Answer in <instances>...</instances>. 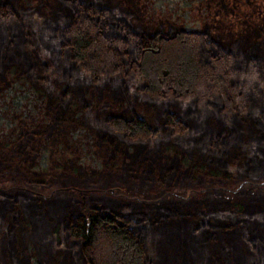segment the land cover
Here are the masks:
<instances>
[{
  "label": "trees",
  "instance_id": "16d2710c",
  "mask_svg": "<svg viewBox=\"0 0 264 264\" xmlns=\"http://www.w3.org/2000/svg\"><path fill=\"white\" fill-rule=\"evenodd\" d=\"M0 165V264H264V0H0Z\"/></svg>",
  "mask_w": 264,
  "mask_h": 264
},
{
  "label": "rangeland",
  "instance_id": "374dc122",
  "mask_svg": "<svg viewBox=\"0 0 264 264\" xmlns=\"http://www.w3.org/2000/svg\"><path fill=\"white\" fill-rule=\"evenodd\" d=\"M196 22V21H195ZM193 23V22H192ZM194 24V23H193ZM2 165V164H1ZM1 165H0V173L4 172V169H1ZM116 174H108V178L102 182L96 183V184H89L85 179L83 178H78L76 176H74L73 174L67 172V171H61V170H56L55 174H48L46 176V178L48 180L51 181H55V184L57 185H66V184H75L77 186H81V187H88L90 188L89 191H91V193L94 194H101L103 192H105V190H102L101 187L105 188L106 186L111 187L110 185L112 184H116L119 185V188L117 189L114 188V192L119 193V192H123L120 187H123L124 190H126L125 188L129 189L130 193L129 194H133V195H138L142 198H157V197H161L163 195L162 190H157L154 192H150L148 190V187L146 185L145 182H143L142 180H139L138 182L132 181L127 179L125 176L121 175L118 176L119 180L115 178ZM120 183V184H119ZM122 188V189H123ZM113 189V187H112ZM52 190H50L49 188L45 190L46 194H51ZM187 192V189H183L181 191L182 194H185Z\"/></svg>",
  "mask_w": 264,
  "mask_h": 264
},
{
  "label": "water",
  "instance_id": "95a60500",
  "mask_svg": "<svg viewBox=\"0 0 264 264\" xmlns=\"http://www.w3.org/2000/svg\"><path fill=\"white\" fill-rule=\"evenodd\" d=\"M109 190L112 191L113 190L112 187H109Z\"/></svg>",
  "mask_w": 264,
  "mask_h": 264
}]
</instances>
